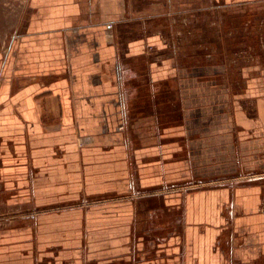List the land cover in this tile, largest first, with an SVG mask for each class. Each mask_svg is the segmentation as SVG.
<instances>
[{
  "label": "crops",
  "instance_id": "0c3cea01",
  "mask_svg": "<svg viewBox=\"0 0 264 264\" xmlns=\"http://www.w3.org/2000/svg\"><path fill=\"white\" fill-rule=\"evenodd\" d=\"M210 1L0 0V264H264L263 186L214 180L258 167L263 85L234 134L220 71L162 36L171 13L264 9Z\"/></svg>",
  "mask_w": 264,
  "mask_h": 264
},
{
  "label": "rangeland",
  "instance_id": "374dc122",
  "mask_svg": "<svg viewBox=\"0 0 264 264\" xmlns=\"http://www.w3.org/2000/svg\"><path fill=\"white\" fill-rule=\"evenodd\" d=\"M195 2L200 5L214 4L210 0H195ZM171 14L167 16L168 19H172L171 23H165L166 25L161 28L162 36L168 42L166 43L168 49L172 53L183 54L189 65L199 64L202 66L201 69L210 66L220 71L216 76L217 82L224 85L227 91L217 93L216 100L221 101L217 104H220L221 109L232 117V131L234 134L237 133L239 130L235 125L237 113L241 112L254 119L253 121L259 116L253 100L255 93L249 89L251 84L254 85L256 78L263 85V90H259L258 95L264 101V9L237 8L224 12L217 7H211L201 9L195 13L194 18L190 12L184 13L182 18ZM180 21H183L182 27ZM193 23H196V26ZM245 70L248 71L247 76L241 74ZM124 83L126 85V81ZM137 83L141 90L140 95L144 99H149L148 77L141 75ZM245 85L249 87L247 91ZM150 93L153 98L175 99L169 92L152 90ZM201 94L208 95L207 92ZM244 132L253 136L257 132L261 135L259 137H262L261 145H258V148L261 147V150L258 149V167L244 170L237 164L236 169L228 175L216 172L219 174L214 176V180L227 178L244 182L257 181L263 186L264 198V123H254L253 128ZM203 178L207 179V177L200 179Z\"/></svg>",
  "mask_w": 264,
  "mask_h": 264
},
{
  "label": "built area",
  "instance_id": "2783aa9c",
  "mask_svg": "<svg viewBox=\"0 0 264 264\" xmlns=\"http://www.w3.org/2000/svg\"><path fill=\"white\" fill-rule=\"evenodd\" d=\"M109 26L111 25V23L108 24Z\"/></svg>",
  "mask_w": 264,
  "mask_h": 264
}]
</instances>
